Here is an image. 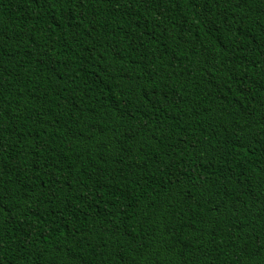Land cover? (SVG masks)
I'll use <instances>...</instances> for the list:
<instances>
[{
    "label": "trees",
    "instance_id": "trees-1",
    "mask_svg": "<svg viewBox=\"0 0 264 264\" xmlns=\"http://www.w3.org/2000/svg\"><path fill=\"white\" fill-rule=\"evenodd\" d=\"M0 264H264V0H0Z\"/></svg>",
    "mask_w": 264,
    "mask_h": 264
}]
</instances>
